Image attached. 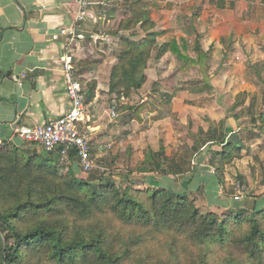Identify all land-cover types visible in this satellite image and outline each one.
<instances>
[{"label": "crops", "instance_id": "obj_1", "mask_svg": "<svg viewBox=\"0 0 264 264\" xmlns=\"http://www.w3.org/2000/svg\"><path fill=\"white\" fill-rule=\"evenodd\" d=\"M177 1H152L150 16L160 18L157 43L185 37L195 16L212 91L189 93L187 88L194 86L188 80L192 69L181 70L170 53L158 58L153 52L145 83L121 103L108 94L119 39L145 36L139 29L117 33L118 24L129 14L128 0H0V146H28L15 136L16 128L45 124L65 113L69 102L60 29L76 25L85 41L70 50L73 63L82 62L74 69L85 96L90 157L98 166L110 173L124 172L125 151L130 149L145 171L134 175L136 188L167 187L215 213L263 208L264 183L256 157L264 159V83L258 77L264 70V0ZM82 11L84 18L77 20ZM179 14L189 18L183 20ZM239 95L243 97L237 100ZM140 106L143 109L134 113ZM246 129L255 136L244 143L241 157L225 166L220 184L214 168L223 145L213 138L224 136V144L240 147L241 136L250 132ZM33 150L51 154L60 171L65 169L55 153L36 146ZM70 165L80 179L76 157ZM234 183L245 189L237 201Z\"/></svg>", "mask_w": 264, "mask_h": 264}, {"label": "trees", "instance_id": "obj_2", "mask_svg": "<svg viewBox=\"0 0 264 264\" xmlns=\"http://www.w3.org/2000/svg\"><path fill=\"white\" fill-rule=\"evenodd\" d=\"M152 1L128 0V17L117 33L139 29L145 36L119 39L108 94L118 102L137 92L153 52L158 58L170 53L181 70L197 72L189 93L212 91L197 18H191L185 37L159 45L160 18L150 16ZM73 65L78 69L82 62ZM245 131L250 132L241 136L240 147L224 144V136L213 138L223 145L214 168L220 184L225 166L239 159L244 143L255 136L252 129ZM33 146H0V264H264V207L222 216L201 213L186 194L135 188L134 175L145 171L130 149L124 172H93L80 180L71 165L60 171L51 154L41 155ZM256 159L264 183V159Z\"/></svg>", "mask_w": 264, "mask_h": 264}, {"label": "built area", "instance_id": "obj_3", "mask_svg": "<svg viewBox=\"0 0 264 264\" xmlns=\"http://www.w3.org/2000/svg\"><path fill=\"white\" fill-rule=\"evenodd\" d=\"M84 16L85 12L82 11L77 16V20H82ZM60 35L65 38L61 61L65 94L69 106L65 113L55 120L34 127L20 126L14 132L22 142L39 147L47 153H55L59 164L65 168L70 165L71 158L76 157L80 179L86 180L93 172L102 174L107 172V169L98 166L90 157V128L84 114L85 96L79 76L73 67L72 50H70L79 47L85 41V33L76 25H72L60 29ZM92 39L98 40L93 37ZM13 80L19 86L22 85L18 78L14 77ZM119 101L123 103L124 98H120ZM111 117H116V105L111 107ZM234 200H239V196H235Z\"/></svg>", "mask_w": 264, "mask_h": 264}, {"label": "rangeland", "instance_id": "obj_4", "mask_svg": "<svg viewBox=\"0 0 264 264\" xmlns=\"http://www.w3.org/2000/svg\"><path fill=\"white\" fill-rule=\"evenodd\" d=\"M173 2H178L177 0L176 1H174V0H172ZM179 17L178 18H181V19H187V18H189L188 16H186V15H182V14H179L178 15ZM138 30V29H137ZM181 31H184V28L183 29H181ZM139 37H137V38H134L133 39V41H139L140 40V38L138 39ZM191 74L188 76V80H190V82H192V81H194L197 77H198V75H197V72H195V71H191L190 72ZM258 77H259V80L261 81V82H263L264 83V70H263V75L261 74V75H258ZM258 80V81H259ZM258 110V112H261L263 109H257ZM261 110V111H260ZM257 168H258V171L260 172V169H259V164L257 165ZM112 174H119L118 172H113ZM261 176V175H260ZM118 182V181H117ZM240 184H235L234 183V192L237 194L236 196H239V199L241 198V196H242V194H243V192L245 191V189H244V187L243 186H239ZM136 188V187H135ZM239 188V189H238ZM138 189H146L145 187H143V188H138ZM189 199H191V200H193L194 201V203H195V206L200 210V212L201 213H206V212H211V211H208V210H203V209H201L200 208V206H198L197 204H196V201H195V199L193 198V197H188ZM212 213H214V214H216V215H218V216H222L224 213H222V212H220V213H215V212H212Z\"/></svg>", "mask_w": 264, "mask_h": 264}, {"label": "water", "instance_id": "obj_5", "mask_svg": "<svg viewBox=\"0 0 264 264\" xmlns=\"http://www.w3.org/2000/svg\"><path fill=\"white\" fill-rule=\"evenodd\" d=\"M134 180H138L137 178H133Z\"/></svg>", "mask_w": 264, "mask_h": 264}]
</instances>
